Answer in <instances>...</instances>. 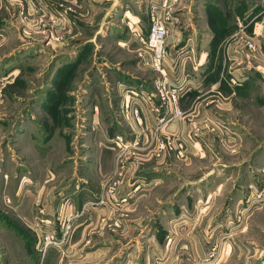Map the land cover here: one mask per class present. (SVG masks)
Wrapping results in <instances>:
<instances>
[{"label": "crops", "instance_id": "0c3cea01", "mask_svg": "<svg viewBox=\"0 0 264 264\" xmlns=\"http://www.w3.org/2000/svg\"><path fill=\"white\" fill-rule=\"evenodd\" d=\"M30 1L0 0V8H11L16 12L20 8L19 3L27 5ZM60 1L72 10H76L77 6V11L81 12L82 17L99 18L100 24L114 9L122 16L130 17L133 14L140 17L142 20L140 18L134 20L147 27L149 0ZM104 1H108L109 6L103 13L101 9ZM247 1L242 0L243 6L235 14L231 29L228 15L217 4L207 6L203 14L199 8L200 17L190 28L188 36L187 57L183 58L182 66L167 70L171 85L180 84L189 88L180 94L178 99V106L185 112L187 118L176 119L162 126L158 129V136L162 137L176 131L185 132L191 120L201 122L209 118L219 123L213 124L211 131L200 129L195 147L190 148L185 155L184 159L190 160L187 166H182L180 161L183 159L177 157L174 152L167 151L160 156L152 154L156 145L151 132L157 126V118L164 114L167 107L157 98L156 81L159 74L151 69L149 70L152 73L143 72L136 66L123 70L129 76L115 81L114 84L116 107L114 121L111 122L116 123L113 128L114 134L124 136V145L127 147L125 150L122 151L109 143V139L114 136L112 129L103 131L95 125L97 120L102 118L101 113L97 116L96 112L93 113L89 130L82 132L84 136L82 146H85V150L79 156L80 162L77 159L69 161L70 154L61 153L57 155L58 165L54 166L50 162L52 159L47 158L43 163L38 155L30 154V150L18 146V154L23 160L29 162V166L32 167L38 161L46 174L43 180L41 178L35 181L31 177L34 169L28 171L32 181L25 179L27 183H31L28 188H25L24 184L19 185L25 190L20 194L21 201L17 203V209L25 205L23 200L26 199L28 200L26 206L35 217L33 224L37 218L44 221L39 222V227L44 232L62 230L65 224H69V230L73 233L69 242L60 249L62 253L58 252L59 248L50 246L47 251H41V258L36 264L48 262L53 254L55 264H120L126 259V257L123 259L126 247L135 241L134 230L137 232L159 230L158 233L163 237L161 241L156 237V233L146 232L143 242L135 241V244L141 245L144 241L146 245L147 240L149 242L148 250L136 264H152L154 253L157 256L162 255L163 264H179L181 260L204 254L207 247L202 244L198 233L194 231L185 233L183 230H195L196 222L193 220L206 212H203V209L207 210V204L217 190L206 192L203 187L198 188V183L193 184L194 191L191 196L194 195L195 202L197 196H202L199 201L205 204L201 213L195 215L185 212V208L188 207L182 198L176 200L179 212L171 207L172 205L165 209L164 205L169 201L166 191L172 188L178 191L186 180H190L187 178L194 180L201 173L216 170L220 165L224 167L227 149L238 153V145H243L246 139L264 140V99L260 98L264 95V0ZM49 6L50 9L54 8L52 2ZM48 15L50 16L51 12ZM112 18H108L107 21ZM249 21L245 27L238 24ZM12 25L20 27L19 16ZM98 30L99 28L96 29ZM109 32L110 29L103 30L101 39H108ZM126 36V32L119 30V33L115 31V36L111 37L129 52L131 50L134 52L132 43L130 47L127 46ZM245 38L257 44V51L249 59L239 60L236 49L243 45ZM184 56L168 55L167 61L177 64ZM139 71L140 78L137 80L136 74ZM232 77H235L236 84L231 83ZM255 90H260V94H252ZM130 91L138 94L142 92L147 94L151 91L156 93L153 103L158 105L159 111H144L139 126L122 114V103L130 96ZM140 99L145 101L142 96ZM20 139L19 136L18 142ZM65 160L69 161L68 166L62 165ZM256 169L264 171V166L260 165ZM177 171L185 176L183 180L177 175ZM171 173L178 177H166ZM247 185L246 187H250ZM262 185L253 184L251 195L254 196L255 192L261 191ZM112 186V192H108ZM59 191L64 196L57 197ZM185 195L189 193L186 192ZM197 205L199 203L195 206ZM161 206L164 209L158 210ZM185 214L190 224L188 227L185 225L179 227V235H172L170 250L166 251L165 233L162 231L174 230L177 225L174 219L180 216L183 219ZM251 217L252 221L248 225L251 223L252 230L246 233L244 228L241 229V232L246 233L241 238V243L245 247L237 245L235 256H227L217 263L258 264V260L264 257V197L263 202L253 208ZM251 217L249 216V220ZM201 229L208 230V225Z\"/></svg>", "mask_w": 264, "mask_h": 264}, {"label": "rangeland", "instance_id": "374dc122", "mask_svg": "<svg viewBox=\"0 0 264 264\" xmlns=\"http://www.w3.org/2000/svg\"><path fill=\"white\" fill-rule=\"evenodd\" d=\"M51 2L54 5L52 9L49 6ZM108 4V1L102 3L101 12L106 11ZM214 4L228 15L229 27L235 21V14L243 6L242 0H175L173 2L174 19L167 47L170 57L180 54L187 57L190 28L200 17L198 9L200 8L203 14L207 6ZM19 6L16 12L11 8H0V264H36L41 258V251L43 252L41 247L43 230L39 227L41 220L36 217L33 224L35 217L26 206L28 200H23L25 205L19 209L17 203L21 201V192L31 184L25 179L32 181L33 178L37 181L42 178L43 180L46 173L42 171L38 161L33 167L29 166V162L24 161L18 154V146L30 150V154L38 155L43 163L47 158L52 159L50 162L54 166L58 165L57 155L61 153H69L68 159L71 157L69 161L77 159L80 162L79 156L85 150V146H82L84 139L82 132L88 131L91 127L94 112L97 116L99 113L102 116L95 125L103 131L112 129L114 134L113 128L116 123L111 122L114 121L116 107L114 84L115 81L129 76L123 70L136 66L143 72H151L137 59L132 50V53L129 52L111 37L115 36V31L126 32V43L130 47L131 35L128 23L130 19L140 17L133 14L131 18L122 16L113 9L100 24L99 18L82 17L76 5V10H72L60 0H35V2L31 0L30 4L19 3ZM148 11L149 6H147ZM18 16L19 28L18 25L15 27L12 25ZM62 17H65L66 21H62ZM110 17L113 18L107 21ZM98 28L99 30L96 31ZM108 29H110L109 38L101 39L103 30ZM138 74L140 71L136 74L137 80L140 78ZM252 94L258 95L260 90H255ZM260 98L264 99V95ZM19 136L21 141L18 142ZM123 140L125 142L124 138ZM111 145L114 146L112 142ZM238 148V153L227 149L224 167L220 165L216 170L211 169L212 173L207 176L203 174H207L210 170L201 173L194 180L187 178L190 180H184L185 183L178 191L174 188L166 191L169 201L164 205L165 209L172 205L171 207L179 212L176 200L182 198V201L186 202L185 206L188 207L185 208V212L195 215L201 213L205 204L199 201L202 196H197L196 202L194 195L191 196L194 191L193 182L202 178L198 182V188L203 187L206 192L217 190L209 200L207 210L203 209V212H206L196 220L192 219L196 222L195 230H183L185 233L189 231L198 233L202 244L207 247L204 254L181 260L179 264H205L207 259L209 264H221L217 262L227 256L236 255L237 245L245 247L241 243V238L248 230H252L251 223L248 225L252 221L251 212L255 206L263 202L264 197V185H262L264 171L256 169L260 165L264 166V140L246 139L243 145H238ZM180 158L183 159L180 161L182 166L190 164V160L184 159L185 156ZM69 161L65 160L62 165L68 166ZM30 169H34L32 178L28 175ZM176 173L183 180L185 176L180 171ZM169 175L167 174L166 177H178L172 173ZM205 183L207 184L204 185ZM23 184L25 188L19 187ZM253 184L262 185L261 191L255 192L254 196L251 195ZM186 192L189 195H185ZM58 196L64 194L59 191ZM164 207L161 206L158 210ZM183 217V219L182 216L174 219L177 222L174 230L162 231L165 233L166 251L170 250L172 235H179V227L182 225L188 227L190 224L186 214ZM205 225H208V230L201 229L205 228ZM241 229L246 230V233L241 232ZM71 231L69 230L64 244L55 246L59 248L58 252L62 253L60 249L72 238ZM158 231L138 230V233L134 230V239L143 242L146 232H154L162 241L163 237ZM55 232L59 234V230ZM135 241L126 247L123 256V259L125 257L126 259L120 264H136L148 250V240L147 245L145 241L142 245L135 244ZM153 260L152 264H163L160 254L157 256L154 253ZM55 262V254H53L52 258L43 264H55Z\"/></svg>", "mask_w": 264, "mask_h": 264}, {"label": "built area", "instance_id": "2783aa9c", "mask_svg": "<svg viewBox=\"0 0 264 264\" xmlns=\"http://www.w3.org/2000/svg\"><path fill=\"white\" fill-rule=\"evenodd\" d=\"M175 0H149V11L147 12L148 23L145 28L142 23L138 21H129L128 29L131 34V43L134 45V52L137 59L149 69L157 72L159 78L156 83L157 98L167 107V110L160 117L157 118V126L151 132L153 142H155V149L152 152L155 156H160L164 152H174L177 157H184L190 148L195 147L196 139L199 137L200 129L211 131L213 124L219 125L208 118L201 122L191 120L188 129L185 132H172L162 137L158 136V129L169 124L176 119L187 118V115L178 106V99L180 94L189 90L188 87L178 84H170L167 73L168 68L174 70L175 67L182 66L181 62H168L167 39L172 32L173 26V10L172 5ZM62 21H66L62 17ZM249 22L238 23L240 27L247 26ZM257 51V44L251 39H243V45L236 49V56L241 59H249ZM239 64V63H238ZM232 84H236L235 77L230 79ZM144 97L145 101L140 99ZM156 93H134L130 91V96L126 97L122 103V114L125 118L130 119L136 126L141 125V114L145 111L158 112L159 107L153 103ZM135 98V99H133ZM152 140V138H151ZM111 142L118 149L122 151L127 147L124 145V140L121 135H115ZM113 186L109 188L108 192H112ZM69 224H65L59 234L54 231L44 232L41 236L42 250H46L49 246H61L66 242L69 232ZM227 254V252H226ZM209 264V260L204 262Z\"/></svg>", "mask_w": 264, "mask_h": 264}, {"label": "water", "instance_id": "95a60500", "mask_svg": "<svg viewBox=\"0 0 264 264\" xmlns=\"http://www.w3.org/2000/svg\"><path fill=\"white\" fill-rule=\"evenodd\" d=\"M210 173H212L211 170H210L209 172H207V174H206V173L203 174V176H204V175L207 176V175L210 174ZM201 179H202V178H200L199 180L194 181L193 183L196 184V183H198L199 181H201ZM258 264H264V257H263V258H260V259L258 260Z\"/></svg>", "mask_w": 264, "mask_h": 264}]
</instances>
